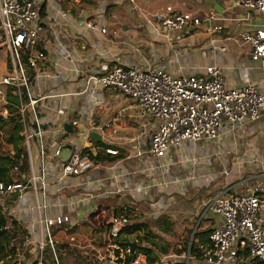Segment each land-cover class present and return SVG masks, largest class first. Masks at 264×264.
<instances>
[{
	"label": "crops",
	"instance_id": "1",
	"mask_svg": "<svg viewBox=\"0 0 264 264\" xmlns=\"http://www.w3.org/2000/svg\"><path fill=\"white\" fill-rule=\"evenodd\" d=\"M38 3L42 27L38 42L46 60L36 69L32 94L34 97L62 94L40 99L36 104L45 129L67 130L60 159H66L73 147L89 146L96 151L109 145L119 153L109 156L117 157L114 161L101 162L87 172L95 178L90 180L84 174L65 180L64 192L60 195L64 211L72 193L86 196L93 193L95 197L89 206L99 208L92 212L88 205H79L78 196L73 197L77 203L73 217L79 224L75 233L81 239L90 242L102 237L105 240L111 217L125 209L133 225L129 243L136 242L145 261H152L148 258L150 249L152 258L160 259L164 238L144 233L149 230L150 221L163 217L162 211L158 215L152 210L151 197L164 196V190H170L174 184V192L176 186L181 192L202 188L192 194L200 204L222 192L225 195L241 193L246 183L264 179V109L256 120L244 121L235 130L226 131L218 141H203L196 144L198 147L187 142L158 159L146 151L156 121L142 114L131 98L94 84L83 92L90 76L104 74L114 65L129 63L147 70L161 68L176 76L202 73L207 65L216 64L223 70L227 88L252 83L264 94V61L252 60L251 46L234 40L243 32L264 28L260 14L247 11L240 0H39ZM166 6L176 12H192L201 23L166 33L151 17V13ZM90 20L100 22L107 32L89 29L86 23ZM213 26L221 29L214 30ZM220 46L226 50H219ZM6 69V53L0 51V71ZM73 119L85 129L93 123L94 131L89 136L77 137L71 126ZM47 138L51 139V134ZM138 151L145 152L139 155ZM235 169L236 178L228 182ZM52 170L58 171L56 167ZM222 176L226 184L218 183ZM83 183L88 191L79 188ZM95 184L100 186L98 191H94ZM49 189L56 201L57 186ZM174 211L171 219L176 220L179 209ZM195 218L200 230H211L215 223L210 215L202 220L200 214ZM171 219L164 220V225L168 223L165 230L168 234L172 231L167 227ZM56 237L64 240L62 233ZM180 249L176 256L190 248Z\"/></svg>",
	"mask_w": 264,
	"mask_h": 264
},
{
	"label": "built area",
	"instance_id": "2",
	"mask_svg": "<svg viewBox=\"0 0 264 264\" xmlns=\"http://www.w3.org/2000/svg\"><path fill=\"white\" fill-rule=\"evenodd\" d=\"M240 3L247 11L260 14L264 20V0H240ZM151 17L169 34L201 23L192 12H176L170 6L154 11ZM86 26L102 34L107 32L98 21L90 20ZM213 28L221 29L219 26ZM41 30L37 0H0V51H5L7 58V69L0 77V116L8 115L12 104L8 98L10 92L17 99L16 112L22 124L20 135L28 163L26 172H21L20 165H15L11 169L13 180L8 183L0 181L3 211L25 230L12 264H21L26 254L32 255L37 264H42L46 246L51 249L55 264H60L57 250L72 247L94 250L100 262L142 264L144 260L140 258L136 242L133 251L126 244L133 233V225L129 223L125 209L111 217L103 247L96 246L93 241L87 242L75 233L79 224L73 217L77 212L73 197L78 196L79 205H88L94 212L99 208L89 206L95 197L93 193L89 196L70 194L71 201L65 204L69 209L63 210L60 195L64 192L65 180L81 177L101 162L92 159L91 154H96L97 150L92 151L89 146L73 147L66 159H60L61 143L67 130L44 128L36 109L37 102L62 94L37 97L32 94L34 80L30 83L28 70L36 72L46 60L45 51L38 42ZM234 40L251 46L252 60L264 61V28L252 33L243 32ZM219 50L225 51L226 47L220 46ZM91 84L116 90L131 98L142 114L156 121L146 151L158 159L164 158L170 149L182 148L187 142L218 141L226 131L235 130L244 121L256 120L264 109V94L257 85L249 83L240 88H227L223 70L216 64L207 65L202 73L177 76L161 68L147 70L135 64H117L104 74L90 76L83 92ZM71 126L77 137L89 136L95 128L93 123L82 128L77 119H73ZM3 132L4 127L0 126L1 144L4 143ZM48 134L51 139L47 138ZM86 148L91 154L83 152ZM102 149L106 155L119 154L111 147ZM144 152L138 151V154ZM21 157L24 158V154ZM55 167L57 172L52 170ZM52 185L57 186L56 201L49 189ZM224 193L200 203V220L209 215L215 218L208 236L209 243L199 244V253H191L188 249L181 255L161 259L160 264H251V260L264 264V179L246 183L241 193ZM73 228L76 230L71 231ZM58 233L64 235L63 241L56 237ZM194 233L190 244L195 240ZM156 262L147 260L146 263Z\"/></svg>",
	"mask_w": 264,
	"mask_h": 264
},
{
	"label": "trees",
	"instance_id": "3",
	"mask_svg": "<svg viewBox=\"0 0 264 264\" xmlns=\"http://www.w3.org/2000/svg\"><path fill=\"white\" fill-rule=\"evenodd\" d=\"M28 76L30 83L33 82L35 72L33 70H28ZM8 98L12 102L9 107L8 115L6 117L0 116V126L7 128L6 143L10 146L8 152L2 153V144L0 143V181L8 183L13 180V175L11 169L15 165H20L19 169L21 172L27 171V159L26 151L22 145V136L20 132L22 130V124L20 122V116L16 112L17 99L12 93H8ZM100 143L98 142V146ZM110 147L109 145L101 146L96 151V154H91L89 149L86 148L83 152H88L91 154L92 159L95 162H112L117 157H109L106 155L102 148ZM24 154V158L21 157ZM8 203V202H7ZM4 205L0 202V264H12L16 259L17 247L22 244V239L25 236V230L22 226L17 224L12 216L3 211ZM168 225V223H167ZM73 228L71 231H75ZM190 230V234L192 233ZM210 230H200V226L194 233V239L190 244V235L187 240H185L182 247L183 250L190 248L191 253H199V244H208V236ZM96 246L103 247L105 245V240L102 237L96 238L93 241ZM141 249V248H140ZM179 251V250H175ZM149 253V252H148ZM57 255L60 264H109L107 261H98L96 259V252L87 248H61L57 250ZM8 256H10L8 258ZM251 264H262L260 261L251 260ZM21 264H37V260L33 258L32 255L26 254L24 260ZM42 264H55L54 257L49 246H46L43 251Z\"/></svg>",
	"mask_w": 264,
	"mask_h": 264
},
{
	"label": "rangeland",
	"instance_id": "4",
	"mask_svg": "<svg viewBox=\"0 0 264 264\" xmlns=\"http://www.w3.org/2000/svg\"><path fill=\"white\" fill-rule=\"evenodd\" d=\"M39 1V0H37ZM4 71H0V76ZM5 74V72L3 73ZM2 74V75H3ZM7 128L8 126L6 125V127H4V132H3V139H4V143H2V153L8 152L10 150V146H8V144L6 143V137H7ZM191 143V142H189ZM188 143V144H189ZM194 144V143H191ZM195 147H198V145H193ZM73 149H71L72 151ZM202 153L204 154V150L201 149ZM208 152H210V149H207ZM71 153V152H70ZM69 153V154H70ZM206 162L209 163V160ZM205 162V163H206ZM84 177L93 179V175L92 173H86L84 175ZM95 178V177H94ZM236 178V169L234 171V174L229 176L227 178L228 182H231L233 179ZM226 180L225 176H222L219 179L218 183L221 184H226L224 181ZM207 183H205L206 185ZM174 184H172L171 189H165L164 190V196L161 197H151L150 198V204H151V208L152 210H156L158 212V215H160L161 211H162V218L160 217L161 221H163V223H160V219H158L156 222L154 221H150V226H149V230H145L144 233H148L151 236L155 237L158 235L162 236L163 239V243L162 245H160V250H161V255H160V259L159 257L157 258H152V250L150 249L151 252V256H148L149 259L153 260L154 262H156L155 264H160L161 263V259L167 260V257L169 255H177V250L178 248H182V246L184 245L185 240H187L189 238V235L191 237V234L189 233L190 230L192 229V231H196L197 228L199 227L196 226V222L197 219L195 218V220L193 219L194 216L198 217V215L200 214V212L202 211V208L200 207L201 204H199L198 201L194 200L195 195L192 194H196L198 192H200L201 190H203L202 188L200 189H196L193 192L192 191H182L181 192V188L179 186H176V192H174L173 189ZM93 187V186H92ZM80 189H83L84 191H88V187L85 183L82 184L81 187H79ZM100 189V186H98V184L94 185V191H98ZM169 192H171L169 194ZM179 209L178 213L179 215L176 217L175 219H171L172 217H174L172 215V213H176L174 210ZM8 214V213H7ZM179 218V219H177ZM166 219H171L170 220V227L171 228V233H165L166 225H164V220ZM138 223V222H137ZM203 228H206L204 224H202ZM202 228V229H203ZM91 229H94L91 227ZM164 233V234H162ZM181 246V247H179ZM182 250V249H180ZM147 255V254H146ZM141 259H144V261L142 262V264H148L146 263L147 261H145V257L140 256ZM160 260V261H159ZM170 261H173L170 260Z\"/></svg>",
	"mask_w": 264,
	"mask_h": 264
},
{
	"label": "water",
	"instance_id": "5",
	"mask_svg": "<svg viewBox=\"0 0 264 264\" xmlns=\"http://www.w3.org/2000/svg\"><path fill=\"white\" fill-rule=\"evenodd\" d=\"M91 136L96 137V134L92 133ZM127 245L129 246L130 251H133L134 250V247H135V244L134 243H129L128 242Z\"/></svg>",
	"mask_w": 264,
	"mask_h": 264
}]
</instances>
